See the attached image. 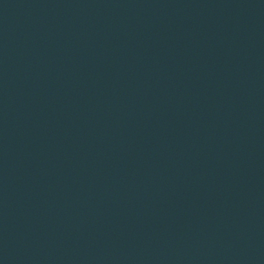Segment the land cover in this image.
Listing matches in <instances>:
<instances>
[{"label":"water","instance_id":"95a60500","mask_svg":"<svg viewBox=\"0 0 264 264\" xmlns=\"http://www.w3.org/2000/svg\"><path fill=\"white\" fill-rule=\"evenodd\" d=\"M0 264H264V0H0Z\"/></svg>","mask_w":264,"mask_h":264}]
</instances>
